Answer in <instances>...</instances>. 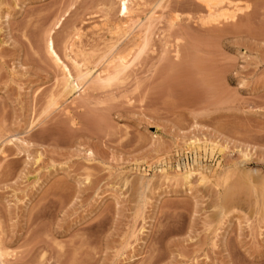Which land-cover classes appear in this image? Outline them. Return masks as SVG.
<instances>
[{"label": "rangeland", "instance_id": "rangeland-1", "mask_svg": "<svg viewBox=\"0 0 264 264\" xmlns=\"http://www.w3.org/2000/svg\"><path fill=\"white\" fill-rule=\"evenodd\" d=\"M220 1L0 0L5 264H264V0Z\"/></svg>", "mask_w": 264, "mask_h": 264}, {"label": "bare ground", "instance_id": "bare-ground-1", "mask_svg": "<svg viewBox=\"0 0 264 264\" xmlns=\"http://www.w3.org/2000/svg\"><path fill=\"white\" fill-rule=\"evenodd\" d=\"M219 2H221L220 0H219ZM128 0H122V3H121V7H120V9H121V15L122 14H126V13H128V11H129V7H128ZM209 5L210 6H212V3L211 2H209ZM215 13V12H214ZM236 15L235 14H230V15H226V14H224V15H216L215 16V18H213V21H219V18L220 17H223L224 19H226V20H229V19H234V17H235ZM148 33V32H147ZM146 33V34H147ZM51 35V34H50ZM48 36L49 37V39H48V41H47V50H48V52L49 53H51L50 55L52 56V58H54L56 61H57V63L58 62H60V64H58V65H61L60 67L61 68H63V71L64 72H66V76H67V79H64V84L62 85L63 86V88H62V91H61V93H65V94H67V93H71V92H73L75 89H79V86H80V83L82 84L83 83V81H81L83 78L85 79V77H87V75H89V73H88V71H85L84 69H86L87 67H84V69H83V64H81L82 62L80 61V62H78V60L76 61V60H73L72 58H71V61L70 62H72V64H73V68H74V70H76L75 71V75H73L72 73H71V71H70V67H68V65L64 62V61H62V58L59 56V54L57 53V51L55 50V46H54V44H53V38H52V36ZM144 40H146V39H144ZM147 40H148V38H147ZM146 42V44H147V41H145ZM144 46H145V44H144ZM68 48V47H67ZM141 49H143V48H141ZM141 49H140V51H141ZM71 50V49H70ZM121 54V53H120ZM119 54V55H120ZM70 55V54H69ZM116 55V54H115ZM84 57V56H83ZM119 59H121V61H123V59H122V57H118ZM112 59V58H111ZM117 59V58H116ZM54 60V61H55ZM55 61V62H56ZM129 62V61H128ZM62 63V64H61ZM121 63V64H120ZM116 65V64H115ZM114 65V66H115ZM129 64L126 62V61H123V62H119V64H118V66L116 67L117 69H114V70H116V75H118V74H121V72H123L126 68H127V66H128ZM63 66V67H62ZM113 66V67H114ZM114 67V68H115ZM103 71V70H102ZM114 72V71H113ZM115 73H112V75L110 76V75H108L109 77H106V79L104 78V80H105V84H107L108 82L107 81H109V80H113V78H111L112 76H113V74L115 75ZM64 74V73H63ZM92 77V76H91ZM102 75H101V72H100V74L98 75V76H96L95 77V79L96 80H98L99 82H102L101 80H102ZM89 79H90V77H89ZM88 79V80H89ZM92 79H94V77L92 78ZM91 79V80H92ZM86 81H87V79H85ZM93 81V80H92ZM98 81L96 82V83H98ZM88 82V81H87ZM104 82V81H103ZM107 82V83H106ZM109 82H111V81H109ZM84 83H86V82H84ZM82 84V85H85V84ZM62 84V83H61ZM88 84V83H87ZM100 85L99 86H101L102 84L101 83H99ZM109 84V83H108ZM94 85V84H93ZM107 86V85H106ZM81 87V86H80ZM83 87V86H82ZM81 90V89H80ZM60 93V92H59ZM76 94V93H75ZM56 97V96H55ZM53 100H54V98H53ZM56 102V101H55ZM53 104V103H52ZM51 104V105H52ZM46 110V109H45ZM200 141L201 140H198V139H196V140H194V141H190V142H187L186 143V147L187 148H189V149H194V150H198L199 148H201V146H200ZM202 143V142H201ZM209 146V145H208ZM186 148V149H187ZM205 148V146H203V149ZM198 155V154H197ZM192 172H194V171H187V172H185V174H184V178H188L189 176H191L193 173ZM203 177H204V175H202ZM202 177V178H203ZM189 179V178H188ZM203 180H204V178H203ZM219 183V182H218ZM227 192V191H226ZM226 194V193H225ZM226 197H227V195H225ZM224 199H226V198H224ZM222 205V204H221ZM1 242V241H0ZM1 248H2V246H0ZM4 247V246H3ZM0 248V264H5V262L2 260L3 259V256H4V253H7V252H5V250H3V249H1ZM2 257V258H1ZM7 264V263H6Z\"/></svg>", "mask_w": 264, "mask_h": 264}]
</instances>
